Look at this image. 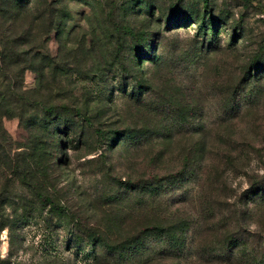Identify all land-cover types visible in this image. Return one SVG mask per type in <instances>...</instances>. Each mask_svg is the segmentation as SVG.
<instances>
[{"label":"rangeland","instance_id":"1","mask_svg":"<svg viewBox=\"0 0 264 264\" xmlns=\"http://www.w3.org/2000/svg\"><path fill=\"white\" fill-rule=\"evenodd\" d=\"M12 1L0 0V63L16 90L11 110L0 108V193L12 195L17 206H39L8 167L28 143L30 122L42 111L33 102L39 99L56 109H78L109 135L132 130L149 137L126 151L101 145L87 129L78 149L55 148L51 178L77 220L112 243L135 239L145 216L165 226L181 221L162 219L166 210L189 227L176 243L156 234L136 236L141 250L134 259L115 253L95 263L68 243L65 229L53 226L47 208L32 219H15L23 207L14 214L8 201L1 209L0 261L264 264V202L247 200L248 191L264 184V76L252 75L256 61H264V0H208L207 7L202 0H27L18 8ZM144 4L154 7L153 17L139 10ZM190 5L227 17L217 39L196 36L197 24H176L178 7ZM160 13L168 20H156ZM135 49L152 51L155 60H139V67ZM122 71L126 83L141 77L152 89L137 101L129 98L128 84L119 88ZM170 119L181 124L167 128ZM102 151L104 161L87 162ZM185 169L194 178L156 199L145 195L136 204L137 192L126 191L115 202L103 198L123 192L119 179L149 182L153 174ZM229 237L241 247L229 249Z\"/></svg>","mask_w":264,"mask_h":264},{"label":"trees","instance_id":"2","mask_svg":"<svg viewBox=\"0 0 264 264\" xmlns=\"http://www.w3.org/2000/svg\"><path fill=\"white\" fill-rule=\"evenodd\" d=\"M12 2L13 5L18 8L25 6L27 0H13ZM202 2L203 6L207 7L208 0H202ZM139 10L145 12L147 15L152 17L154 16V7L151 5H141L139 6ZM177 13L178 16L176 24H179L181 27L187 24H197L196 36L208 35L207 37H210L211 41L218 38L219 32H221L218 31L219 25L221 23L226 25L225 22H228V19L225 16L216 17L212 11L208 9H203L201 13L199 12V9L193 5H190L188 8L178 7ZM158 18L159 19L156 18L158 21L161 18H167L168 20V16L165 13H160ZM220 27L222 26L220 25ZM221 29L222 28H220V30ZM236 46L237 45H234V47ZM1 51L2 50L0 49V54L2 55ZM146 57H149L148 59L151 61L155 60V56L152 51L150 54H147L144 50L137 49L132 54V58L135 59L137 63L139 60H141L142 63ZM141 63H138L139 67L142 66ZM259 64H261V66H259ZM262 65H264V61L258 59L253 68V77L260 78L264 76V67ZM6 74L7 66H3L0 63V108L5 107L9 112L11 110V104L14 101L13 99L16 94V90L14 83L9 79V77L7 78ZM119 77H123L119 83V88L124 91L126 90L125 85L128 84L129 90L127 88L128 91L125 93L128 94L129 98L135 101L142 96L141 94L152 89L150 81L141 77L137 78L134 83H126V76L123 75V71L120 72ZM36 91L39 92L40 88ZM33 102L37 109L41 107L42 111L41 113L40 111L39 113L37 112L33 120L30 122V136L28 138V143L24 145V150L21 153H16L13 161H8V167L11 170V173L18 178L20 184L24 186V188L28 189L29 195H31L33 199L39 203V206H17L15 205L16 202L14 201L12 195L10 196L9 194V196H7L0 193V217L3 216L1 210L3 203L8 201L15 206L12 211L14 214L23 207V211L18 214L15 219H32L36 213L41 215L43 211H45V208H47V212H49V214L54 218L53 226L56 229H65L67 231L65 235L70 236L68 243L73 244L76 247L77 252L81 251L82 254L85 252L86 256L91 258L95 263L102 262L103 259L106 258V255L115 257V253L123 259H134L136 254H138L141 250L136 236L146 237L151 234H156L163 236V238L167 239L171 243H176L178 239L181 238L180 236L185 234L187 228L189 227L186 219L180 215H176L175 213H169L167 210L161 215L162 219L172 221L181 219V221L165 226V224H161V221H153L148 219L149 216H145V218H147L145 221H139L137 223V226L139 227L136 230L137 234L135 235V239L134 237L129 239L127 238L123 241L125 243H112L108 236H106L98 228L83 225L79 220H77L76 216L72 215L68 206L62 203L59 199V191H57L56 185L53 183V179L51 178V164L54 162L55 148L57 147L61 150V152L68 149H78L84 144L82 141H86L88 138V136H86L87 129L95 134L101 145L106 144L112 149L117 148L118 145H120L122 148H125L126 151L132 148L140 147L149 140V137H146V133L135 134L132 130L114 131L113 134L115 136H112L111 134L109 135L107 132L103 131L102 128L90 125L91 122H89L88 118H86L85 115H82L78 109H74L73 112H70L64 106L56 109V105L42 104L39 99H34ZM180 115L182 117L184 116V114ZM75 116L78 117L76 118ZM168 121H171V119L165 121L167 128H174L181 124V121H171L170 123ZM160 128L162 132H167L168 130L166 126ZM159 134L160 133H157V135ZM115 138L118 140L117 142H114ZM113 142L114 144L112 145ZM120 142L122 144H120ZM105 157L106 155L102 151L96 157L87 159V162L90 163L98 159H102V161H104ZM194 176V173L185 169L170 176L153 174L149 182L134 181L131 179H125L122 181L119 179L118 185L121 186L123 192H108L106 195H103V198L109 202H115L120 198H123L122 194L127 196L126 192H137L135 196H139V198L136 199L134 197V199L136 200V204H140L141 202L146 201L145 195L151 197L150 200L156 199L166 193L170 186L177 183L180 186L179 188H181L185 184V181H191ZM181 195L185 196V193H182ZM247 195V200H251L252 202H264V184L254 186L252 190L247 192ZM141 217L144 218V215ZM112 220L113 218H111V221ZM176 225L179 232L173 230ZM6 226L7 223H4L1 225V228L4 229ZM227 241L229 249L232 248L233 250L234 248L241 247V244L238 240H236V238L229 237ZM124 244H127L129 248L126 249ZM172 248L177 249L178 247L175 245ZM215 255L221 256V254L217 252ZM243 255L246 256V254ZM0 264H9V260H1Z\"/></svg>","mask_w":264,"mask_h":264}]
</instances>
